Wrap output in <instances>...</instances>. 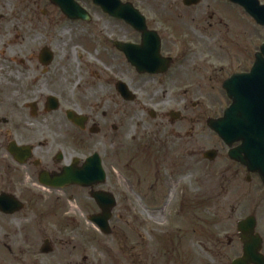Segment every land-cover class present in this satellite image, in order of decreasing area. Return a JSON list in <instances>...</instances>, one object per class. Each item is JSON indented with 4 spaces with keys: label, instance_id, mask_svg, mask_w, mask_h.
I'll list each match as a JSON object with an SVG mask.
<instances>
[{
    "label": "flooded vegetation",
    "instance_id": "obj_1",
    "mask_svg": "<svg viewBox=\"0 0 264 264\" xmlns=\"http://www.w3.org/2000/svg\"><path fill=\"white\" fill-rule=\"evenodd\" d=\"M74 2L127 31H70L87 22L70 20L50 0H0V264H89L81 252L87 235L68 203L81 208L79 197L91 190L68 186L66 176L98 156L106 182L94 191L109 193L104 185L141 112L148 119L139 146L155 184L169 158L172 188L184 169L198 185L202 155L212 185L191 192L209 202L201 208L208 216L194 212L198 223L187 227L192 237L186 229L177 235L174 260L159 246L127 264H264L263 178L230 157L240 143L227 147L209 127L225 109L193 102L227 98L224 83L251 71L264 42L259 36L249 56L246 22L259 25L230 0H119V12L133 8L145 18L143 33L91 0Z\"/></svg>",
    "mask_w": 264,
    "mask_h": 264
},
{
    "label": "rangeland",
    "instance_id": "obj_2",
    "mask_svg": "<svg viewBox=\"0 0 264 264\" xmlns=\"http://www.w3.org/2000/svg\"><path fill=\"white\" fill-rule=\"evenodd\" d=\"M260 2L264 5V0H260ZM88 9L93 20L83 25L71 23L70 31H127L91 5L88 6ZM231 15L233 14L231 13ZM246 27L250 56V53L256 50L258 44L256 41L259 36L264 42V29L254 25L250 19L247 20ZM41 31L51 30L47 28ZM74 42L75 39L71 43ZM250 64L249 60L248 68ZM193 102L201 103L205 107L211 105L218 112L226 109L230 104V100L221 96L213 99L209 97L204 100H194ZM139 110L140 108L136 107V112H139ZM141 113V115H136L133 118L132 127L128 129L130 138L125 137V140L129 141V145L127 144L121 152L120 159L121 157L122 159L120 163L112 169V179L104 185L110 189L107 191L114 194L117 201L120 202L110 221L111 231L113 232L110 235H105L89 221L91 216L100 213L97 204L90 198L89 192L79 197L80 202L83 204L81 208H77L76 203L73 201L68 203L69 215L81 220L82 229L87 235V239L82 243L81 252H84L83 254L87 256L89 264H127L133 256L142 263L144 254L147 251L154 253L159 246L163 253L166 252L168 246L167 252L171 254L167 256L165 254V257L168 262H171L170 259L173 258L174 260L176 257L175 253L172 254V250L176 248L177 251L178 249L177 235L181 230L186 229L184 230L185 235L189 238L192 237V231L187 227L198 223L194 212L209 203L201 199L194 200L191 194V192L196 193L197 188H200L201 195L204 192H209V181L212 185L202 155L199 159L200 182L198 185L192 182V172L184 169L183 179L179 181L181 184L179 189L176 191L174 187L172 188L171 185L175 181H171L174 180L171 173L175 172L171 169L173 164L169 158L163 165L162 176L160 175L162 180L158 185L155 184L151 172L153 169H150L146 164L145 151L139 146L143 145L144 140L141 138L145 136V130L144 128L141 129V125L144 119H148L147 115ZM131 137H137L138 139L133 142ZM215 144L211 145L215 146ZM200 146L204 150L210 147H205L201 143ZM165 165L168 166V169ZM152 166L155 165L152 164ZM154 169L156 170V167ZM183 195H186L183 203L176 211L177 208L173 206L180 204ZM205 215L208 216V213L201 209V219ZM158 237H161L160 243L157 241ZM153 253L151 254L153 255Z\"/></svg>",
    "mask_w": 264,
    "mask_h": 264
},
{
    "label": "water",
    "instance_id": "obj_3",
    "mask_svg": "<svg viewBox=\"0 0 264 264\" xmlns=\"http://www.w3.org/2000/svg\"><path fill=\"white\" fill-rule=\"evenodd\" d=\"M59 6L63 13L72 20L91 21V17L82 10L74 0H50ZM94 5L113 18L125 21L137 31H148L146 20L133 8L121 11L119 0H92ZM239 5L260 25L264 27V6L258 0H231ZM232 105L219 120H209V125L225 144L231 146L236 142H243V147L232 154L236 160L245 164L251 171L259 173L264 181V46L257 56L256 63L250 74L234 76L224 84ZM121 94L128 100L135 96L128 92L126 86H121ZM263 129V130H262ZM244 153L245 157H242ZM209 154L207 155V158ZM64 179V178H63ZM68 186L78 185L88 188L90 196L95 200L101 214L93 215L90 222L97 225L106 234H111L110 221L113 210L117 206L113 195L103 191H94L96 186L106 182V175L101 161L95 156L88 161L87 169L76 174H69ZM64 185V186H67Z\"/></svg>",
    "mask_w": 264,
    "mask_h": 264
}]
</instances>
